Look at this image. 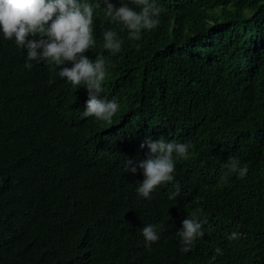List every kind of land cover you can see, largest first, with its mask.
Instances as JSON below:
<instances>
[{
    "label": "trees",
    "instance_id": "1",
    "mask_svg": "<svg viewBox=\"0 0 264 264\" xmlns=\"http://www.w3.org/2000/svg\"><path fill=\"white\" fill-rule=\"evenodd\" d=\"M158 2L160 24L139 40L94 15L85 55L107 58L112 123L79 118L87 90L58 75L71 62L26 70V50L0 38V264H207L215 247V264H264V0ZM105 29L120 53L103 49ZM147 137L193 144L175 200L172 184L138 197L142 171L124 172ZM233 157L243 180L224 167ZM193 212L209 225L181 254L175 232ZM161 222L146 247L139 230Z\"/></svg>",
    "mask_w": 264,
    "mask_h": 264
},
{
    "label": "clouds",
    "instance_id": "2",
    "mask_svg": "<svg viewBox=\"0 0 264 264\" xmlns=\"http://www.w3.org/2000/svg\"><path fill=\"white\" fill-rule=\"evenodd\" d=\"M118 5L111 0H0V38L13 41L17 48L26 50L23 64L26 70L32 69L34 61L56 66L71 62L72 66L64 67L58 75L71 86L87 90V100L79 118L92 117L112 123L121 105L116 97L101 98L109 75L107 58L96 55L93 61L85 55L97 43L93 34L94 15L102 10L110 23L120 26V31H127L129 40H139L143 32L159 26L164 11L158 0H118ZM101 39L103 49L110 54L121 52L123 40L117 31L105 29ZM192 147L190 141L169 142L162 137L157 140L147 137L140 144L141 149H147L145 158L135 162L126 158L124 167V172L132 175L142 171L144 178L135 186L138 197L149 200L158 186L172 184L175 192L168 199L175 200L181 189L176 180V160H187ZM224 167L241 180L249 172L248 166L234 157ZM206 225L209 221L195 212L183 220L181 228L175 232L181 254L191 252L195 241L205 236ZM165 227L162 222L145 224L139 230L145 246L151 248L157 243ZM227 239L236 241L239 233L233 231ZM222 255L223 249L215 247L207 264H215L216 258Z\"/></svg>",
    "mask_w": 264,
    "mask_h": 264
}]
</instances>
